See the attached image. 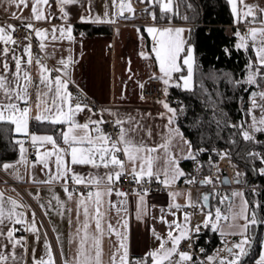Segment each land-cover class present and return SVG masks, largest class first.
I'll list each match as a JSON object with an SVG mask.
<instances>
[{
	"label": "snow or ice",
	"instance_id": "snow-or-ice-1",
	"mask_svg": "<svg viewBox=\"0 0 264 264\" xmlns=\"http://www.w3.org/2000/svg\"><path fill=\"white\" fill-rule=\"evenodd\" d=\"M93 0H0V10L13 20L19 22L0 23V125H7L5 131L14 132L17 137L14 143L19 149V160L26 169H36L39 165L44 179H37L35 171L29 173V179L33 183L55 184L60 183L66 194V201L75 198V217L77 227L73 240L77 244L76 253L70 261L67 258L64 264H103L102 241L107 232L109 237L115 236L116 242L111 254V264H242V258L248 255L247 247L251 240L248 235L250 226L257 223L264 224V219L258 220L254 212L249 214V202L243 199L242 192H233L231 197L220 196L219 204L224 205L225 211L217 206L213 211L209 210L204 217L202 226L211 228L214 232L224 237L227 235L241 236L238 242H234L225 251L227 257L206 255L203 260L195 258L193 248V235L198 234L201 225L191 227L192 213L184 211L185 208H196L191 193L186 194L185 204L175 203L176 197L184 195L178 192H170L172 203L167 211L160 209L161 215L153 217L159 223L167 226L166 234L161 235L153 227L150 229L152 237L158 242L157 247L150 249L144 256L130 258L128 236L129 220L127 208V193L115 188L122 182L124 176L130 177V182L140 185L135 192L137 197L135 218L142 221L148 215L146 198L149 189L144 185L158 182L165 188H170L179 177L185 175L180 168V160H197V154L206 149L196 148L193 143L185 138L176 124L178 109L171 107L165 101H158L167 112V123L163 131L157 133L159 140L154 139L153 129L131 115L126 117L118 113L103 109L100 112L94 110L83 96V90L73 79L72 71L78 61L72 54L71 47L67 49V56H61L56 60L53 67H49L48 61L53 58L55 43L57 41H74L73 27L71 25L70 10L75 6L84 8L85 14L80 15L82 22L92 23H115L109 12L107 4L103 16L93 15ZM117 0H112L115 5ZM153 6H158L162 14L176 13L173 11V0H141ZM231 5V13L234 23L249 25L245 33L237 30L234 35L238 38L235 44L237 50H254V57H249L245 65L244 78L234 79L231 74H223L224 78L234 87L242 88L245 92L250 91V107L245 112L251 122L233 125L240 130L244 141H255L256 133H264V6L259 2L247 3L246 0H227ZM119 15L123 16L126 9L134 13L131 3L120 0ZM178 7V5H177ZM191 7V5H188ZM25 10L29 15H25ZM58 13V15H57ZM153 20L157 19L155 12L150 13ZM54 18H59L62 25H52L50 28L37 27V22L51 23ZM125 19L127 17H124ZM161 18H164L162 16ZM182 19L188 20L187 16ZM171 23V17H168ZM258 25V26H253ZM19 28L26 31L21 38H14V33ZM146 32L152 37V52L158 64L159 76L153 74L150 79L160 80L164 88V95H168V88H182L185 91H193L195 87L196 58L194 49L183 38L184 28L171 26L158 28L147 27ZM139 31V29H137ZM83 35V34H82ZM37 40L38 53H33L32 39ZM21 40L26 43H21ZM251 41V45L249 44ZM49 44L53 45V52H49ZM225 54L230 55V50L225 49ZM147 59V55L140 53ZM37 68L36 78L32 75V66ZM174 74H179L175 76ZM210 79L213 77L210 76ZM70 85L77 89L74 95ZM247 86V87H245ZM143 89L144 84L139 83ZM201 90L207 92L203 83ZM143 98V97H141ZM259 110V117L255 112ZM107 111L113 117L111 121L104 119L103 112ZM183 112V109H179ZM80 114H85L83 122L77 119ZM150 115V114H149ZM221 117L226 113H219ZM95 117V118H94ZM161 117L164 114L161 113ZM48 124L60 127L58 135H38L29 129L30 122ZM217 127L227 121L216 120ZM111 123L116 130L115 137L105 130V125ZM26 143H30L35 149V160L29 162ZM235 143V141H233ZM179 147L180 155H176L174 149ZM221 159L228 153H218ZM250 156H260L259 153H249ZM264 162V156H261ZM76 166H87L94 172L81 173L76 171ZM13 169L12 175L21 180L16 164L2 163L0 170ZM102 170V171H101ZM264 175V168L260 169ZM241 174L236 173L237 180ZM194 178L185 180L192 184ZM227 182V180L223 181ZM201 184L213 185L211 176L205 177ZM72 185L70 187L69 185ZM76 186H83L84 190ZM86 190V191H85ZM120 197L118 202H113L111 197ZM232 197L241 198L238 212L233 211ZM38 199V197H36ZM105 198H108L107 201ZM210 194L201 197L203 205L201 211L208 206ZM53 200L55 206H53ZM66 201L53 195L47 205L41 204L44 214L50 211L56 212L63 217L65 213H72L73 209L66 207ZM107 204V207H105ZM24 206L11 197H5L0 192V264H27L29 243L25 235L17 233H30L35 237V242L41 240L40 228L37 226L36 213L32 212L31 219H27L23 210ZM115 210L116 222L113 224L105 217L108 212ZM183 212V220L177 213ZM83 216V220L80 217ZM173 219L169 220L167 217ZM243 221V223H240ZM72 223L69 216V224ZM94 223L95 231H90ZM19 225L20 227H17ZM55 231V229H53ZM44 234V255L36 257V248H31V264H56L51 244ZM60 237L57 236L59 241ZM188 243V250H181L182 243ZM203 253L204 249L201 248ZM61 254L63 251L61 249ZM255 264H264V252H261Z\"/></svg>",
	"mask_w": 264,
	"mask_h": 264
},
{
	"label": "crops",
	"instance_id": "crops-1",
	"mask_svg": "<svg viewBox=\"0 0 264 264\" xmlns=\"http://www.w3.org/2000/svg\"><path fill=\"white\" fill-rule=\"evenodd\" d=\"M247 3L259 2L261 6H264V0H246ZM105 4H107V11L110 16L115 19V23H92L82 22L79 19L80 15L85 14L84 8L80 6L73 7L71 12V25L73 27L74 41L68 42L67 40L57 41L54 45L55 52L53 58L49 59V67H53L56 64V60L62 55L67 56V49L71 47L74 58L78 61L75 68L72 71L73 79L79 84L80 89L85 94L94 98L97 102L103 104L104 109H108L111 112L118 113L122 117L131 115L137 119H141L142 123L153 129V135L155 140H159L157 133L165 130L164 125L167 123V112L158 101H165L171 107L173 105L167 100L163 93L151 100L143 96L142 89L139 87V83L149 76L160 75L158 64L155 61V54L152 52L153 41L149 33L146 32V28L155 26L158 28L164 27H181L185 29L183 38L188 44V38L190 34V25L188 24H177L171 21V23H156L153 21H134L133 18L128 15L120 16L119 7L117 2L113 5L112 0H93L92 8L93 15H101L105 11ZM230 8L231 5L229 4ZM25 15H29V12L25 10ZM58 15V13H57ZM124 17H127L126 19ZM10 19L6 13L0 10V23L7 22ZM64 21L59 18H54L51 23L37 22L36 26L41 28H50L52 25H62ZM80 24H93L103 25L109 27V32L106 33H94L88 34L82 31L78 26ZM233 24L239 28V24ZM242 24V23H241ZM258 26V25H253ZM249 25H246L241 31L245 33ZM139 29V31H137ZM83 34V35H82ZM251 45V41H249ZM189 45V44H188ZM253 50V49H252ZM49 52H53V45L49 44ZM143 52L147 55V59L142 57L140 53ZM254 53V50H253ZM37 68L35 65L32 66V75L34 78L37 76ZM179 74H174L178 76ZM165 88V86H164ZM143 97V98H141ZM95 110V109H94ZM100 112L98 110H95ZM105 113L113 119L112 116ZM161 113L164 117H161ZM150 114V115H149ZM95 118V117H94ZM80 122L85 119V114H80L77 117ZM177 124V122H176ZM178 125V124H177ZM57 132L54 131L53 126L48 124H38L35 121L30 122L29 129L31 132H35L38 135H58L60 127L56 126ZM180 128V127H179ZM180 131L183 133L182 129ZM15 134V133H14ZM184 134V133H183ZM16 135V134H15ZM185 136V135H184ZM17 137V136H16ZM22 139L23 137H17ZM187 139V137L185 136ZM30 143H26L25 147L28 149L26 155L29 162L35 160V151H30ZM176 155L179 157L180 149L177 147L174 149ZM16 161L10 164H16V167L23 177L21 180H17L13 175V169L4 171L14 181L18 182L27 196L31 199L32 204L29 203L23 196L10 185L0 186V192H3L5 197H11L18 203L24 206L23 210L26 213L27 219H31L32 212L36 213L37 226L40 228L41 240L39 243L35 242V237L30 233H17V235H25L29 243V254L27 256V264H31V248L35 244L36 257L39 259L44 255V234L46 233L47 241L51 244L52 250L55 256V260L58 258L59 264H64V260H72L75 253L77 244L73 240L75 229L77 227L75 217V198L73 201H66V194L63 192V188L60 183L55 184H44V183H33L29 179V173L35 171L37 179H44L41 166H37L36 169H26L22 164ZM188 159L180 160V168L186 173L185 161ZM76 171L81 173L94 172L95 170L87 166H76ZM102 171V170H101ZM184 176L179 177L177 181L181 180ZM175 182V183H176ZM72 187V185H69ZM238 188V189H237ZM229 193V197L233 192H242L244 194L243 199L247 200L245 191L241 187H237ZM86 191V190H85ZM122 191V190H120ZM124 192V191H123ZM170 192H178L184 195L176 197L175 203L180 205L185 204L186 194L190 191L183 188H174L173 184L170 188L164 190H152L149 191V195L146 198L148 205V215L144 217L142 221H138L135 218L137 197L135 192L127 194V208H128V220H129V236L128 246L130 258H139L144 256L150 249L157 247L158 242L152 237L151 228H155L161 235L166 234L167 226L159 223L158 219L154 220L153 217H159L161 215L160 209L164 208L167 211L168 205L172 203V197L169 195ZM126 193V192H125ZM191 197L194 202L198 204V210L191 215V227H195L197 224H203L205 214L200 212V205H202L201 197L205 191L195 188L191 192ZM53 195H57L61 200L66 201V207L73 209L72 213H65L63 217L56 214L54 211H50L48 215L44 214V209L40 207L41 204L47 205L49 200H52ZM38 197V199L36 198ZM106 201L108 198H105ZM120 197L113 195L111 200L118 202ZM233 200V211L238 212L240 208L241 198L232 197ZM248 201V200H247ZM239 206L235 210V206ZM53 206L55 201L53 200ZM227 201L224 205L225 211ZM107 207V204H105ZM249 210V205H248ZM187 211V208L184 209ZM204 212H208V209L204 208ZM41 216V218H40ZM69 216H71L72 223L69 224ZM180 220H183V212L177 213ZM116 212L112 210L107 213L105 219L110 220L113 224L116 222ZM169 220L173 217L168 216ZM83 220V216L80 217ZM243 223V221H240ZM17 227H20L17 225ZM55 229V231L53 230ZM90 231H95L94 223L91 225ZM219 234V232H217ZM57 236L60 237L59 241ZM228 236V235H227ZM240 240V236L237 235ZM116 237H109L105 232L102 241V261L103 264H111V254L114 250V244ZM262 250L264 252V235L261 242ZM61 249L63 255L61 254ZM259 251V255L261 254ZM259 255L257 259L259 258Z\"/></svg>",
	"mask_w": 264,
	"mask_h": 264
},
{
	"label": "trees",
	"instance_id": "trees-1",
	"mask_svg": "<svg viewBox=\"0 0 264 264\" xmlns=\"http://www.w3.org/2000/svg\"><path fill=\"white\" fill-rule=\"evenodd\" d=\"M173 11L175 15L162 14L159 7L155 6L152 12H155L157 19L153 20L151 15L150 18L156 23H167L168 17H171L174 23L190 25L188 44L193 47L196 58L195 87L193 91L169 87L166 98L178 109L176 122L193 143L194 150L206 149L197 154L199 165L192 176L198 180L209 171L210 164L218 159V153H228L227 158L234 165L236 173L241 174L238 185L247 186L244 191L249 202V214L254 212L255 207L260 220L264 219V175L259 171L264 168L261 160V156H264V133H256L255 141L249 142L244 141L240 130L233 127L245 121L246 127L249 123L250 118L246 117L245 112L250 105L249 93L255 89L250 88L249 92H245L242 88H234L223 75L231 74L234 79L242 80L249 57H254L253 50L251 47L247 52L235 48L239 41L234 33L239 28L233 24V14L227 0H173ZM183 16H187L188 20L182 19ZM78 27L88 34L109 32V27L103 25L80 24ZM225 49L230 50V55L225 54ZM210 76L213 78L210 79ZM201 83L207 92L201 90ZM181 108L183 112L179 111ZM221 112L226 115L221 117ZM221 119L227 121V126L222 123L217 127L215 121ZM7 127L10 126L0 125V164L14 162L19 157L18 146L14 143L17 137L14 132L5 131ZM54 131L57 132V128ZM252 152L260 156H250ZM188 162L184 163L185 169L188 168ZM209 203V210L213 212L217 206L224 210L225 204L220 205L213 192ZM254 231L255 225L250 226V240ZM263 235L264 224H259L253 246L242 264H255ZM220 238L221 235L210 227L205 228L200 239L204 246L203 256L210 255Z\"/></svg>",
	"mask_w": 264,
	"mask_h": 264
},
{
	"label": "built area",
	"instance_id": "built-area-1",
	"mask_svg": "<svg viewBox=\"0 0 264 264\" xmlns=\"http://www.w3.org/2000/svg\"><path fill=\"white\" fill-rule=\"evenodd\" d=\"M119 4H120V0H117V6L118 7H119ZM118 12H120V7H119ZM125 15H130V13L123 12V16H125ZM6 21L8 23H14L17 25L19 23L17 21H13L11 19H7ZM245 26H246V24H244V23L239 24V29L242 30ZM26 34L27 33L23 28L18 27V30L14 33V38L19 39V38L25 36ZM21 43L22 44L26 43V41L21 40ZM32 45H33V53L34 54L38 53L39 49L37 46V40L34 36L32 39ZM152 76L145 78L142 82L144 84V87L142 89V94H143V96H145L146 98L151 99V100L159 97L164 91L163 83L157 79H150V77H152ZM156 76H158V75H156ZM70 89L73 91L74 95L77 93V89L75 87L70 85ZM83 96H84V99L86 100V102L89 105H91L95 110L101 111L104 109L103 104L97 102L94 98L88 96L84 92H83ZM103 117L106 120H109V121L112 120L105 112H103ZM105 130L108 132H111L113 134V136L115 137L116 130L112 127L111 123H109L108 125H105ZM29 149H30V151H35V149L32 148V146H30ZM198 165L199 164H198L197 160L196 161L189 160L188 168L186 169V173H185L184 177L181 180L174 183L173 187L174 188H183V189H186L190 192L195 188H199L205 192L206 191L211 192V193L213 192L215 195H216V193H219L220 196H228L229 193L237 187H241L242 189H245L247 187L246 185L239 186L237 183L234 182L236 169H235L234 165L231 164V162L228 160L227 157L224 159H221L220 155H219L218 159L216 161H213L210 164L209 171L207 173L203 174L197 180L195 177L192 176V174H194L197 171ZM223 175H226L227 178L229 179L228 184H224L221 182V178ZM209 176H211L214 180L213 185H206V184L200 183V181H202L205 177H209ZM191 178H194V180L196 182L192 183V184L185 183V180L191 179ZM3 185L13 186L23 196V198H25L29 203L32 204L31 199L24 192V190L22 189L20 184L18 182L14 181L3 170H0V186L3 187ZM144 186L147 187L149 189V191L166 189L163 185L159 184L158 182H152V183L144 185ZM76 187L81 189V190H84L83 186H76ZM140 187H141L140 185H137L134 182H130V177L127 175L122 178L121 183L115 185L116 189L122 190V191L126 192L127 194L136 192L137 190L140 189ZM187 210L190 213H195V212H197L198 207L187 208ZM40 218H41V216H40ZM204 230H205V228L201 224V230H200V233L198 234V238H196V234L193 235V241L194 242H193V248L191 249V251H192V254L194 255L195 258L196 257H199L202 259L205 258V256H203V253L200 252L201 248L204 249V246L200 242V239L202 237ZM238 241H239V238L237 236H233V235H228V236H224V237L221 236L219 242L212 249L210 255H216L218 253V255L220 257H227L228 253L225 251V249L227 247H231L234 242H238ZM181 250H188V243L187 242L182 243ZM56 264H59L58 258L56 259Z\"/></svg>",
	"mask_w": 264,
	"mask_h": 264
},
{
	"label": "rangeland",
	"instance_id": "rangeland-1",
	"mask_svg": "<svg viewBox=\"0 0 264 264\" xmlns=\"http://www.w3.org/2000/svg\"><path fill=\"white\" fill-rule=\"evenodd\" d=\"M134 2L136 3L137 6L134 8V10H135L134 13H130V15H128V17H130V18L132 17L134 21H152V19L150 18V13H152L155 6H153L147 2L142 3L141 0H134ZM249 107H250V105H249ZM255 115L257 117H259V115H260L259 110H257L255 112ZM250 122H251V120L249 121V123ZM238 207H239L238 205L235 206V210H237ZM200 212H202L201 208H200ZM202 213L206 214L207 212H204V210H203ZM241 238L242 237L240 236V239ZM261 250H262V247L260 248V252H261Z\"/></svg>",
	"mask_w": 264,
	"mask_h": 264
},
{
	"label": "water",
	"instance_id": "water-1",
	"mask_svg": "<svg viewBox=\"0 0 264 264\" xmlns=\"http://www.w3.org/2000/svg\"><path fill=\"white\" fill-rule=\"evenodd\" d=\"M225 180H227L226 183L223 182V181H225ZM236 180H237V179L235 178V179H234V182H235V183H237ZM221 182L224 183V184H228V183H229V179L227 178L226 175H223V176H222V178H221ZM239 183H240V182H239ZM237 184H238V183H237ZM204 194H210V196H211V192H205V193L202 194V196H203ZM209 199H210V198H209ZM201 201H202V200H201ZM209 204H210V203H209V201H208V206L205 207V208L208 209V210H209ZM202 205H203V201H202ZM253 211H254V213L256 214L257 219L260 220V217H259V215H258L257 210H256L255 207H253ZM259 224H260V223H257V224L255 225V231H254V234H253V236H252V238H251L250 246L247 247V251H248V253H249V251H250V249H251V247L253 246V243H254V241H255V238H256V235H257V231H258V228H259ZM245 257H246V256H245ZM245 257L242 258V261L245 259Z\"/></svg>",
	"mask_w": 264,
	"mask_h": 264
},
{
	"label": "bare ground",
	"instance_id": "bare-ground-1",
	"mask_svg": "<svg viewBox=\"0 0 264 264\" xmlns=\"http://www.w3.org/2000/svg\"><path fill=\"white\" fill-rule=\"evenodd\" d=\"M124 2L125 3H129L130 2L131 6L133 7V9L137 6L136 3L134 2V0H124ZM124 12H128V11L125 9Z\"/></svg>",
	"mask_w": 264,
	"mask_h": 264
}]
</instances>
